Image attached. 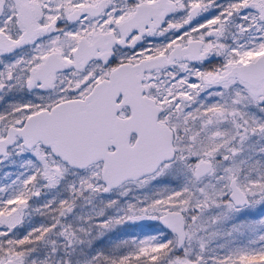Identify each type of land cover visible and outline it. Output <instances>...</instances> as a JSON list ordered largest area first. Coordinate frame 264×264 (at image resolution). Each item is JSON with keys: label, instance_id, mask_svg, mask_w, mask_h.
Returning <instances> with one entry per match:
<instances>
[{"label": "snow or ice", "instance_id": "1", "mask_svg": "<svg viewBox=\"0 0 264 264\" xmlns=\"http://www.w3.org/2000/svg\"><path fill=\"white\" fill-rule=\"evenodd\" d=\"M0 264H264V0H0Z\"/></svg>", "mask_w": 264, "mask_h": 264}]
</instances>
